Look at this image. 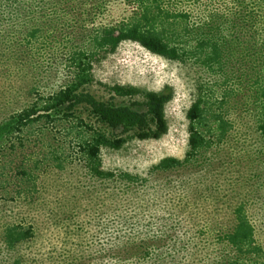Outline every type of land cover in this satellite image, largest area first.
<instances>
[{"label": "rangeland", "instance_id": "1", "mask_svg": "<svg viewBox=\"0 0 264 264\" xmlns=\"http://www.w3.org/2000/svg\"><path fill=\"white\" fill-rule=\"evenodd\" d=\"M181 1L198 22L220 20L211 8L231 3ZM260 1L264 9V0H248L243 9L220 13L251 14L261 22L263 17L251 13ZM132 7L112 0H0V123L39 94L58 90L74 78L80 69L71 52L87 47L96 28L118 23ZM237 58L226 67L232 74L244 70ZM246 59L252 64L256 58L250 54ZM253 66L247 69L252 78L261 70L258 63ZM89 70L94 82L86 89L97 99L118 105L133 99L110 93L108 87L115 84L150 90L171 85L174 96L166 106L169 130L159 139H140L137 130L110 129L84 111L109 135L125 139L119 148L101 150L102 168L114 176L99 179L83 161L70 158L74 161L64 169L38 170L34 190L27 195L0 196V264H228L240 254L227 239L240 207L253 226L254 243L261 247L259 254L241 253V258L264 264L263 142L251 98L234 99L230 117L235 128L223 142L191 163L163 171L156 167L162 159L185 158L187 112L196 83L222 80L193 59L169 60L131 40L92 61ZM65 137L52 138L54 146H68ZM20 223L31 225L34 235L10 248L5 230Z\"/></svg>", "mask_w": 264, "mask_h": 264}, {"label": "trees", "instance_id": "2", "mask_svg": "<svg viewBox=\"0 0 264 264\" xmlns=\"http://www.w3.org/2000/svg\"><path fill=\"white\" fill-rule=\"evenodd\" d=\"M120 1L132 4L133 10L122 13L116 24L96 28L87 47L71 52L72 62L80 69L75 77L58 90L47 95L39 94L34 102L0 123V196L5 199H16L33 191L38 170L48 166L64 169L75 159L84 161L90 174L99 179L113 177L114 173L102 168L101 150L103 147L119 148L125 139L109 135L91 119L113 130H137L140 139H159L168 132L166 106L174 96L171 85H165L161 90L131 84L108 87L115 96L133 99L130 104L124 105L99 100L86 89V85L94 82L89 70L92 61L114 53L126 40L138 42L150 52L169 60L186 63L193 59L222 80L220 90L218 82L198 80L195 99L187 112L189 140L185 158L166 157L156 166L158 169L165 171L191 163L200 153L223 142L234 127L230 113L238 96L241 99L251 98L255 110H258L256 126L263 142L264 160L262 2L256 4L252 8L254 12H251L263 17L261 22L251 14L232 17L220 13L230 12L234 7L243 9L248 0H231L227 7L211 8L220 20L210 17L198 22L181 0H112L114 3ZM36 30L30 35H34ZM250 54L256 58L252 64H248L246 59ZM236 55L240 57L237 58L239 66L244 70L232 74L226 67L233 57L235 61ZM256 63L261 70L256 71L252 78L247 69L255 68L253 65ZM136 106L145 109L139 110ZM84 111L91 119L84 116ZM58 134L66 136L68 146H54L52 138L53 141L58 139ZM30 140L33 141L31 145L27 143ZM126 176L130 180L136 179ZM237 219V225L227 239L240 254L228 264H262L257 260L245 262L241 258V253L259 254L261 247L254 243L253 226L242 207L237 211ZM33 235L31 225H9L5 230V242L12 248Z\"/></svg>", "mask_w": 264, "mask_h": 264}, {"label": "bare ground", "instance_id": "3", "mask_svg": "<svg viewBox=\"0 0 264 264\" xmlns=\"http://www.w3.org/2000/svg\"><path fill=\"white\" fill-rule=\"evenodd\" d=\"M84 162V161H83ZM86 165V164H85Z\"/></svg>", "mask_w": 264, "mask_h": 264}]
</instances>
